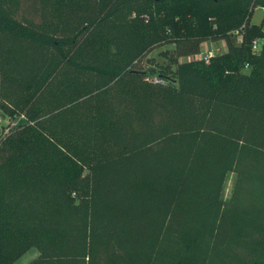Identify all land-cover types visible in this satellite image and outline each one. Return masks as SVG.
<instances>
[{
  "label": "trees",
  "instance_id": "16d2710c",
  "mask_svg": "<svg viewBox=\"0 0 264 264\" xmlns=\"http://www.w3.org/2000/svg\"><path fill=\"white\" fill-rule=\"evenodd\" d=\"M259 5L0 0V264H264Z\"/></svg>",
  "mask_w": 264,
  "mask_h": 264
},
{
  "label": "rangeland",
  "instance_id": "374dc122",
  "mask_svg": "<svg viewBox=\"0 0 264 264\" xmlns=\"http://www.w3.org/2000/svg\"><path fill=\"white\" fill-rule=\"evenodd\" d=\"M250 20L254 23L260 24L262 26V28H264V13L262 11V9L260 8V6H257L254 8V10L252 11V14L250 16ZM170 46V44L159 47L154 49L149 56H157L158 52L165 48ZM204 48L207 49H213L214 52H216L217 54L225 51L227 49V45L223 40H208L204 43ZM158 60H162L161 57L157 56ZM8 125V120L3 119L0 120V129L3 130L5 128H7ZM235 174L234 173H229L224 185V190H223V197L225 199H229L231 197L233 188H234V184H235ZM38 255V251L35 248H31L30 250H28L24 255H22L19 259H17L15 261L14 264H28L29 262H31L36 256Z\"/></svg>",
  "mask_w": 264,
  "mask_h": 264
},
{
  "label": "built area",
  "instance_id": "2783aa9c",
  "mask_svg": "<svg viewBox=\"0 0 264 264\" xmlns=\"http://www.w3.org/2000/svg\"><path fill=\"white\" fill-rule=\"evenodd\" d=\"M260 8L262 9L263 13H264V5H259ZM244 26V25H243ZM239 31H237L238 33ZM263 42H264V38L263 37H256L253 39V43H252V47H253V50L254 51H258L261 46L263 45ZM217 55L216 52L213 51V49H207V48H204V44H203V49L202 51L199 53V54H196L194 56V58H202L206 61H209L211 57ZM0 120H3V118L0 117ZM7 128L1 130L0 131H6Z\"/></svg>",
  "mask_w": 264,
  "mask_h": 264
}]
</instances>
